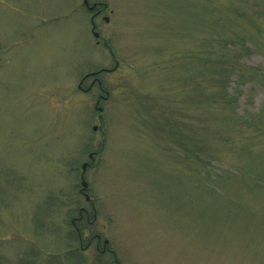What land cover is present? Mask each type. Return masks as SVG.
I'll list each match as a JSON object with an SVG mask.
<instances>
[{
	"label": "rangeland",
	"instance_id": "374dc122",
	"mask_svg": "<svg viewBox=\"0 0 264 264\" xmlns=\"http://www.w3.org/2000/svg\"><path fill=\"white\" fill-rule=\"evenodd\" d=\"M80 2L0 0V264L114 260L70 224L102 139L79 74L114 64ZM112 2L94 231L120 264H264V0Z\"/></svg>",
	"mask_w": 264,
	"mask_h": 264
},
{
	"label": "flooded vegetation",
	"instance_id": "af4514ba",
	"mask_svg": "<svg viewBox=\"0 0 264 264\" xmlns=\"http://www.w3.org/2000/svg\"><path fill=\"white\" fill-rule=\"evenodd\" d=\"M80 5L86 9L88 14L90 31L96 38L95 44L99 46L101 45L102 47L108 49L109 55L113 59L114 64L112 66H102L97 69H91L79 74V81L77 83L78 90L84 92H90L94 89L98 90L95 94L93 104L95 113L93 112L92 115L95 120H100L102 123V127L100 129V136L102 139L94 141L93 147L90 145V147L80 150L81 156L86 155L88 160H83L80 163V170L78 173V187L76 189V193L71 198L73 203L70 205V208L75 214L70 217V224L78 234V239L81 245L85 239L87 240L85 247L92 246L96 253L100 256L104 254H110L114 257V260L109 263H101L98 260L94 264H120L116 258L115 250H112L110 247L109 238L102 237L100 232L96 230L94 231L93 229V226H95L98 218V211L104 207L102 206V200L96 197L95 193L93 192L94 188L91 179L86 175L87 169H92L95 167V159L100 154H103L104 148L106 146L105 129L103 126L106 120V115H108L107 106L108 103H110L112 94L106 87L105 78L109 74L115 72L120 64L113 47L109 45L108 38H103V35H101L100 25L102 24L101 21L104 24L112 23L111 14L113 15L114 13L118 12L115 11V3L112 2V0H81ZM116 23L118 27V19ZM93 125H96L97 127H92V130H97L98 124L95 123ZM83 181L86 182L85 186L82 184Z\"/></svg>",
	"mask_w": 264,
	"mask_h": 264
},
{
	"label": "water",
	"instance_id": "95a60500",
	"mask_svg": "<svg viewBox=\"0 0 264 264\" xmlns=\"http://www.w3.org/2000/svg\"><path fill=\"white\" fill-rule=\"evenodd\" d=\"M95 34H97V33H95ZM93 127L96 128V126H93ZM83 168H84V165H83ZM82 184H83V186H85L86 185V182L83 181Z\"/></svg>",
	"mask_w": 264,
	"mask_h": 264
},
{
	"label": "trees",
	"instance_id": "16d2710c",
	"mask_svg": "<svg viewBox=\"0 0 264 264\" xmlns=\"http://www.w3.org/2000/svg\"><path fill=\"white\" fill-rule=\"evenodd\" d=\"M261 115H264V111L262 112V114H261ZM75 233H76V232H75ZM76 235L78 236V234H77V233H76ZM74 237H76V236H75V234H74ZM69 239H70V238H69ZM75 239H76V238H75Z\"/></svg>",
	"mask_w": 264,
	"mask_h": 264
}]
</instances>
